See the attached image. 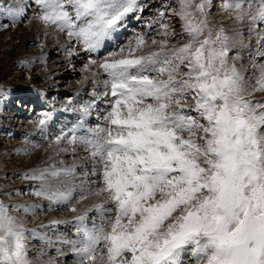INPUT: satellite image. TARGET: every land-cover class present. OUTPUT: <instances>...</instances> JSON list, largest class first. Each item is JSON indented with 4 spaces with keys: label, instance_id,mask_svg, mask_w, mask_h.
<instances>
[{
    "label": "snow or ice",
    "instance_id": "1",
    "mask_svg": "<svg viewBox=\"0 0 264 264\" xmlns=\"http://www.w3.org/2000/svg\"><path fill=\"white\" fill-rule=\"evenodd\" d=\"M33 5L30 23L89 53L148 7L0 0V12L16 24ZM213 7V0H161L147 34L85 65L87 79L103 84V125L86 126L91 102L72 109L79 124L55 137V155L70 152L71 163L56 160L24 178L39 182L33 194L48 202L44 211L77 213L76 205L90 203L73 220L37 229L25 217L41 205L0 200V264H61L49 256L57 244V255L63 246L72 253L71 264H264V0H220L229 26L214 23ZM64 47L71 54L72 45ZM49 120L38 119L42 132ZM62 223L74 239L49 235Z\"/></svg>",
    "mask_w": 264,
    "mask_h": 264
},
{
    "label": "rangeland",
    "instance_id": "2",
    "mask_svg": "<svg viewBox=\"0 0 264 264\" xmlns=\"http://www.w3.org/2000/svg\"><path fill=\"white\" fill-rule=\"evenodd\" d=\"M14 3L15 0H6ZM148 7L137 20L129 16L119 38L106 41L97 51L89 53L82 45L69 41L64 34L49 30L36 21L29 20L37 11L35 5L28 13V19L13 24L11 18L0 12V200L8 205L39 204L35 217L26 216V227L40 229L50 225L52 220H73L82 212V201L76 205L78 212L66 209L44 211L48 202L33 193L39 182L25 179V174L37 167H46L56 160L71 163L72 156L64 153L55 155L57 145L55 137L61 130L68 132L80 122L81 113L73 111L80 105L91 102L92 114L87 118V127L103 125V115L109 107L103 95V84L94 86L87 77L85 65L91 59L102 61L105 57L123 46L136 32L148 33L146 23L156 14L161 0H142ZM211 9L214 23L229 26L231 21L220 8V0H213ZM175 23V21L173 22ZM178 28L179 25L176 24ZM152 38L160 39L153 30ZM72 45V52L65 45ZM155 50V49H153ZM92 71H96L93 68ZM107 79L101 73L100 80ZM97 92L93 98V88ZM256 98H260L259 94ZM68 109V110H66ZM48 113L50 120L45 131H41L37 121L42 114ZM77 129V134H80ZM82 154L81 149H77ZM20 215H24L20 213ZM63 234L68 239L75 238V230L70 224H60L49 235L56 239ZM33 243H37L34 241ZM56 247H61L57 244ZM56 247L49 249V256L61 262L71 264L72 253L64 247V255L56 253Z\"/></svg>",
    "mask_w": 264,
    "mask_h": 264
},
{
    "label": "bare ground",
    "instance_id": "3",
    "mask_svg": "<svg viewBox=\"0 0 264 264\" xmlns=\"http://www.w3.org/2000/svg\"><path fill=\"white\" fill-rule=\"evenodd\" d=\"M103 96V95H102ZM89 203L88 202H86L85 204H84V207L86 206V205H88Z\"/></svg>",
    "mask_w": 264,
    "mask_h": 264
}]
</instances>
